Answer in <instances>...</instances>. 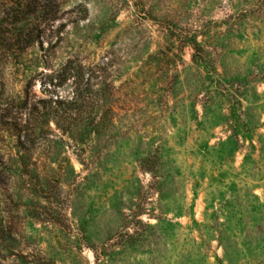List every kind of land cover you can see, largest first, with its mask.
<instances>
[{"label":"rangeland","instance_id":"374dc122","mask_svg":"<svg viewBox=\"0 0 264 264\" xmlns=\"http://www.w3.org/2000/svg\"><path fill=\"white\" fill-rule=\"evenodd\" d=\"M41 15L0 54V264H264V0Z\"/></svg>","mask_w":264,"mask_h":264},{"label":"trees","instance_id":"16d2710c","mask_svg":"<svg viewBox=\"0 0 264 264\" xmlns=\"http://www.w3.org/2000/svg\"><path fill=\"white\" fill-rule=\"evenodd\" d=\"M9 3V4H8ZM61 0H9L3 3L0 16V54L4 58L18 56L40 41L39 24L20 25L24 17L40 12L42 21L54 20L60 9Z\"/></svg>","mask_w":264,"mask_h":264}]
</instances>
